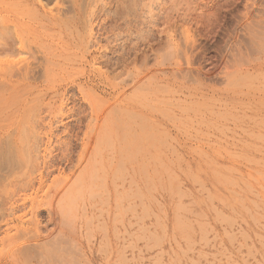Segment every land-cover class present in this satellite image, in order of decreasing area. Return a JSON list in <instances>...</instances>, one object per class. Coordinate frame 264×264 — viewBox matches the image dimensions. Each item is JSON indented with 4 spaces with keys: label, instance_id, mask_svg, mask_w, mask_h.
<instances>
[{
    "label": "rangeland",
    "instance_id": "obj_1",
    "mask_svg": "<svg viewBox=\"0 0 264 264\" xmlns=\"http://www.w3.org/2000/svg\"><path fill=\"white\" fill-rule=\"evenodd\" d=\"M36 1L0 0V264H264V0Z\"/></svg>",
    "mask_w": 264,
    "mask_h": 264
},
{
    "label": "bare ground",
    "instance_id": "obj_2",
    "mask_svg": "<svg viewBox=\"0 0 264 264\" xmlns=\"http://www.w3.org/2000/svg\"><path fill=\"white\" fill-rule=\"evenodd\" d=\"M20 1H33V0H20ZM59 1L60 0H56L55 2L58 4ZM34 3L37 4L38 1L34 0ZM70 3H71V5L75 11L80 10V8H79L80 7V1L79 0H70ZM19 5H21V4H19ZM5 27L6 26H5L4 22L2 21L0 23V56H9L12 53H14L15 49L20 50V51H24L25 44L22 41V39L20 38V36L17 34V31L15 30V28H13V31H14L13 33L15 35L14 36L12 34V32H10V30L5 28ZM15 39L17 40L18 46H16L17 44H16ZM14 66H15L14 63L11 60L7 59V60H5L4 63L0 61V68H1L0 69L1 70L0 83H2L1 86H3V89H0V101L10 97V94H11L10 90L11 89H8V88L11 85L12 72L15 70ZM17 69L18 70L21 69L20 71L23 72V74H24L23 79H25L26 75L30 71V66L28 65V63H22V65L20 67H18ZM6 136L9 137L10 134H7Z\"/></svg>",
    "mask_w": 264,
    "mask_h": 264
}]
</instances>
